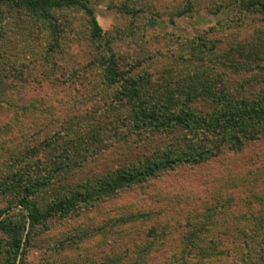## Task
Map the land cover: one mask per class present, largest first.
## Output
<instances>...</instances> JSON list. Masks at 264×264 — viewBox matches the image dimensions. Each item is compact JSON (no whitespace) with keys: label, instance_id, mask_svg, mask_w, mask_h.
<instances>
[{"label":"trees","instance_id":"1","mask_svg":"<svg viewBox=\"0 0 264 264\" xmlns=\"http://www.w3.org/2000/svg\"><path fill=\"white\" fill-rule=\"evenodd\" d=\"M175 1L174 7L163 8L170 17L200 6L199 0ZM226 6L235 8L238 20L215 23L190 41L177 38L157 48L155 70L145 71L139 59L129 66L121 62L90 0H0V115L10 116L0 125V198L5 201L0 206L1 264H28L25 252L49 229L50 217L67 218L82 206L178 166L237 151L264 133V27L227 39L232 47L224 51L216 32L234 27L231 23H264V0H208L206 5L211 12ZM120 8L132 15L140 10L128 4ZM79 32L95 46L90 64L97 66L100 80L87 78L100 95L88 116L78 111L73 92L60 95L83 80L82 70H89L80 71L63 58ZM42 87L47 93L39 101L16 99L15 93ZM35 113L46 123L67 126L28 134L40 124ZM110 135L118 140L115 149L136 151L137 156L71 181L72 169H83L95 154L87 149L102 140L105 148L111 146ZM231 191L206 198L195 217L181 223L157 226L153 222L161 221L159 213L151 210L121 220L146 230L139 239L141 252L159 253L154 246L170 241L174 254L178 243L183 245L180 252L189 264H264V197L244 199ZM170 258L163 260L170 263Z\"/></svg>","mask_w":264,"mask_h":264},{"label":"rangeland","instance_id":"2","mask_svg":"<svg viewBox=\"0 0 264 264\" xmlns=\"http://www.w3.org/2000/svg\"><path fill=\"white\" fill-rule=\"evenodd\" d=\"M172 1L90 0V3L99 25L105 32V37L109 39L113 51L121 57V62L129 66L135 59H139L142 61L141 68L145 71H154L152 61L156 56L157 48L167 47L177 38L190 41L194 36L203 34L210 25L239 19V14L232 6L211 12L206 7L208 0H199L200 6L196 10L170 17L163 8L166 4L171 3L172 7L178 4L175 0ZM218 1L214 0V2ZM122 4H128L130 8L140 7V10L132 15L121 10ZM74 14L77 15V19H81L79 12ZM79 23H82L83 29L86 28L84 21ZM237 24L239 27H236ZM258 24L248 23L242 27L241 23H231L234 27L223 33L222 30L216 31L217 36L222 40L218 43L219 50H231L232 42L227 39L248 36L251 32L256 33L258 28L264 27V23ZM73 36L68 42L66 49L68 51L63 58L70 63L69 65L79 66L80 71L88 67L89 74L82 70L83 80L79 81L78 85L72 84L68 88V93L61 91L60 95L68 96L73 92L78 111L88 116L94 111L97 101L95 98L100 97L96 89L92 91L87 83V78L94 83L100 81L97 66L90 64L94 57L95 46L81 32ZM142 48L148 49L146 54L141 53ZM44 89L46 88L35 90L29 88L24 95L15 93V96L18 102L22 103L39 101L47 93V89ZM64 106L65 103L63 108ZM34 115L37 121L40 120V124L32 127L28 134L42 129L57 132L58 129L67 126L64 122L46 123L42 117L37 116V113ZM9 118V115H0V125ZM26 119L30 118L22 120ZM2 132L6 134L4 130ZM110 140L111 146L107 148L104 147L102 140L101 145L90 147L89 152L87 149V154H95L89 157L83 169L79 171L72 169L70 174L75 173V176H71V181L87 177L90 173L99 174L113 169L137 156L136 151L126 149L125 152H120L115 149V136H111ZM230 190L240 193L239 196L244 199L248 195L252 197L256 194L264 197V133L255 141L244 144L237 151H225L199 164L178 166L148 182L121 189L112 196L98 199L93 205L82 206L67 218L50 217L49 229L27 248L25 260L28 264H111L115 259H119V264H163L164 262L189 264L185 254L180 252L183 248L180 242L177 248L179 250L175 254L173 253L175 248L171 250L170 241L160 243L161 246H154V249L160 248L159 253L141 252L138 248L142 246L139 244L141 241L139 239L145 236L146 230L141 227L134 229L135 225L129 226L122 222L121 216L151 210L153 214L159 213L161 221L155 219L153 222L157 226L165 223H181L179 221L195 217L201 206L203 208L206 198L218 193L227 194ZM184 192L189 193L190 200L186 199ZM4 205L5 201L0 198V206L4 207ZM239 206L238 201L235 202L234 199V207L239 208ZM70 235L71 238L61 245L60 240ZM165 255L172 257L168 259L171 260L170 263L166 262L167 259L163 260Z\"/></svg>","mask_w":264,"mask_h":264}]
</instances>
